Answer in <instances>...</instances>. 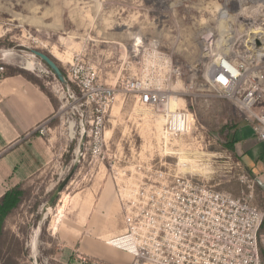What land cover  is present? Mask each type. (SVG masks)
Masks as SVG:
<instances>
[{
	"label": "rangeland",
	"instance_id": "rangeland-1",
	"mask_svg": "<svg viewBox=\"0 0 264 264\" xmlns=\"http://www.w3.org/2000/svg\"><path fill=\"white\" fill-rule=\"evenodd\" d=\"M263 49L264 0H0V77L6 72L2 66H11L36 78L55 100L51 136L63 133L69 141L61 157L32 178L16 181L11 174L10 180L0 179V192L19 186L25 193L5 221V230L25 247L10 264H90L96 259L132 264L129 254L126 259L107 241L123 229L125 204L135 197L150 165L192 174L235 196L252 186L253 203L264 210V158L259 161L255 151L249 156L246 141L237 136L249 124L248 113L206 79L219 58L262 57ZM31 50L57 60L68 85ZM27 60L35 72L24 69ZM77 61L117 90L98 157L80 153L92 110L68 75ZM262 61L250 71L251 78L264 73ZM137 78L168 94L165 109L144 106L137 94L121 90L123 82ZM250 86L248 77L237 88L247 93ZM259 88L264 93V82ZM261 109L264 105L251 107L260 114ZM177 110L190 114L189 131L172 136L167 114ZM51 136L45 138L48 145ZM67 179L55 206L46 210ZM64 201L65 215L56 225ZM6 261L3 257L0 264Z\"/></svg>",
	"mask_w": 264,
	"mask_h": 264
},
{
	"label": "built area",
	"instance_id": "built-area-1",
	"mask_svg": "<svg viewBox=\"0 0 264 264\" xmlns=\"http://www.w3.org/2000/svg\"><path fill=\"white\" fill-rule=\"evenodd\" d=\"M262 59L257 54L237 60L221 57L208 68L206 79L247 111L255 138L264 144V111L251 110L256 104L264 105L263 89L259 88L264 73L259 70L252 78L250 75ZM68 75L92 110L88 141L80 153L98 157L106 145L107 117L117 102V90L103 84L93 68L78 61L71 64ZM248 77L249 92L242 93L237 87ZM120 87L137 94L144 106L165 109L171 99L144 79H129ZM176 112L167 114L172 136L189 131L190 114ZM81 126L83 138L87 129L83 120ZM50 131L44 123L34 129L41 138H47ZM147 169L135 197L125 204L123 229L107 241L109 246L129 254L132 264H264V210L254 205L252 186L235 196L192 174L153 165ZM90 264L104 263L96 259Z\"/></svg>",
	"mask_w": 264,
	"mask_h": 264
},
{
	"label": "crops",
	"instance_id": "crops-1",
	"mask_svg": "<svg viewBox=\"0 0 264 264\" xmlns=\"http://www.w3.org/2000/svg\"><path fill=\"white\" fill-rule=\"evenodd\" d=\"M55 117V106L39 87L22 76L0 77L1 180H10L11 174L16 181L30 179L53 160L61 157L68 147L67 136L63 133L51 136V130L48 145L45 138L34 133V129L40 124L52 126ZM237 136L241 137L238 140L246 141L245 150L249 156L255 151L259 161L264 158V144L254 137L250 124L239 128ZM251 167L254 168L253 163ZM5 193L2 191L0 195ZM125 256L128 259V254ZM110 257L119 260L117 256Z\"/></svg>",
	"mask_w": 264,
	"mask_h": 264
},
{
	"label": "trees",
	"instance_id": "trees-1",
	"mask_svg": "<svg viewBox=\"0 0 264 264\" xmlns=\"http://www.w3.org/2000/svg\"><path fill=\"white\" fill-rule=\"evenodd\" d=\"M50 57L59 65L57 60H55L52 56ZM2 68L6 71L3 76L4 78L22 76L29 82L39 87V89L50 99V101L55 106V100L53 99V97L49 92L45 90V88L36 78L30 76L23 70L13 68L11 66H2ZM24 194L25 193L23 192L21 187L17 186L12 190L7 191L4 195L0 196V262L3 257H7V261L5 262V264H10L11 262L15 263L16 258H20L25 252V247L20 239L10 230H5V221L7 217L11 216L13 212L18 209ZM263 231L264 223L261 228V233Z\"/></svg>",
	"mask_w": 264,
	"mask_h": 264
},
{
	"label": "water",
	"instance_id": "water-1",
	"mask_svg": "<svg viewBox=\"0 0 264 264\" xmlns=\"http://www.w3.org/2000/svg\"><path fill=\"white\" fill-rule=\"evenodd\" d=\"M32 54L39 58L53 73V75L65 86L68 85V82L61 71V68L59 65L47 54L44 52L38 51V50H31ZM25 69V68H24ZM26 70V69H25ZM69 182V179L65 180L60 186L55 190L53 195L51 196L50 200L48 201V207L45 209L48 210L49 208H52L55 206V202L59 200L60 194L63 192V190L66 188L67 184Z\"/></svg>",
	"mask_w": 264,
	"mask_h": 264
},
{
	"label": "bare ground",
	"instance_id": "bare-ground-1",
	"mask_svg": "<svg viewBox=\"0 0 264 264\" xmlns=\"http://www.w3.org/2000/svg\"><path fill=\"white\" fill-rule=\"evenodd\" d=\"M224 29V26L221 24L220 30ZM253 35H257L260 34V32L258 31H254L252 32ZM262 52H264V49L262 50ZM258 55V54H257ZM259 58H264V54H262V57L260 55H258ZM218 62V60H216ZM24 67L26 70L31 71V72H35L36 71V67L34 65V63H32L30 60H27L24 64ZM179 113L176 112V115H178ZM67 201V200H66ZM64 201V204L59 208L58 213H57V220H56V225L59 224L62 221V218L65 215V210H66V206H67V202Z\"/></svg>",
	"mask_w": 264,
	"mask_h": 264
}]
</instances>
